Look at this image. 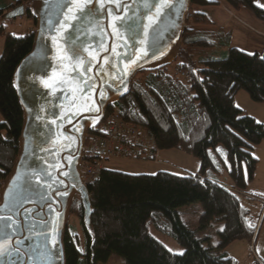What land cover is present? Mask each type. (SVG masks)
Masks as SVG:
<instances>
[{"label":"trees","instance_id":"16d2710c","mask_svg":"<svg viewBox=\"0 0 264 264\" xmlns=\"http://www.w3.org/2000/svg\"><path fill=\"white\" fill-rule=\"evenodd\" d=\"M226 1L236 10L251 11L264 22L260 4L264 0ZM191 2L175 70L171 71L169 64L138 73L131 92L110 105L106 118L117 115L143 128L153 137L158 151L179 150L195 157L200 162L199 173L131 174L104 166L89 187L94 236L83 223L81 198L73 200L71 215L83 223L86 252L80 249L82 236L68 227L67 264H99L114 253L124 257L127 264H239L222 251L238 240L257 241L258 221L242 205L240 195L247 192L254 179L259 163L254 150L264 141V124L245 114L237 106L236 96L244 90L253 101L264 103V55L231 47L229 35L192 29L194 25H214L196 8L218 3ZM20 4L22 1L0 4V21ZM27 9L36 25L30 5ZM0 36L5 38L0 58V112L4 118L0 122L1 190L17 161L24 124L14 75L33 49L35 30L17 36L6 32L0 22ZM180 71L188 77L181 76ZM222 168L228 171L229 183L221 180ZM257 199L264 201V197ZM195 203L203 209L201 230L217 222L224 224L217 243L211 237L198 238L181 217L179 209ZM151 226L175 237L184 252L167 249L152 237Z\"/></svg>","mask_w":264,"mask_h":264},{"label":"water","instance_id":"95a60500","mask_svg":"<svg viewBox=\"0 0 264 264\" xmlns=\"http://www.w3.org/2000/svg\"><path fill=\"white\" fill-rule=\"evenodd\" d=\"M34 46L14 86L24 111L18 158L0 190V219L12 218L0 264H67L73 200L90 235L93 206L81 164L89 131L126 97L135 76L177 60L191 0H31ZM98 9L87 20L81 13ZM25 4L2 20L26 16ZM130 28L132 30H130ZM83 44L79 59L72 41ZM7 206V207H5Z\"/></svg>","mask_w":264,"mask_h":264},{"label":"rangeland","instance_id":"374dc122","mask_svg":"<svg viewBox=\"0 0 264 264\" xmlns=\"http://www.w3.org/2000/svg\"><path fill=\"white\" fill-rule=\"evenodd\" d=\"M24 2L27 7L29 5V2ZM260 4L264 7V1H261ZM200 9L201 7L199 6L196 8L197 11H200ZM0 22L5 24L6 32L15 34L17 36H23L33 30H35V32L37 30V24H34L33 20L28 17V14L26 16H20L16 19L5 21L2 20ZM4 49L5 38L0 36V58L4 52ZM169 67L171 71H174L176 68L175 61L171 63ZM181 73L182 71H180V75L182 76ZM236 104L239 108L244 111L245 114H249L250 116L256 118L259 122L264 124V103H257L253 101L250 95L246 91L242 90L236 96ZM0 119V121H3L4 119L1 112ZM165 151H167L165 152L167 153L166 155L170 157H175V153H181L178 151L171 152V150ZM158 152L159 151L157 150L155 153V159L137 160L128 158H111L104 161V166L108 170L122 171L131 174H152L150 172L156 173L159 171L155 169L157 165L155 163H158V158H156ZM254 155L259 161L257 170L255 172L254 179L249 183L247 192L242 193L240 195V199L242 205L249 210L250 215L254 216L255 219L258 221V225L260 228L259 239L257 241V245L256 243L252 244L247 240H238L222 251V253H227L237 259L239 261V264H264V218L262 217V215L264 214V204L257 201V197H264V141L260 145L255 147ZM191 159L192 161H194L196 165L195 168L197 169L200 165L199 161L195 157ZM167 165L168 166L166 167V169L173 170L170 172L177 174L185 173L184 169H176V166L178 165L174 164L173 161L169 160ZM144 169H148L150 171H143ZM193 172L195 173V171ZM221 180L223 182L230 180L228 171L224 168H222ZM197 205H200L199 207H202L201 204L195 203L187 205L186 208L185 206L180 208L179 211L181 217L192 230L197 232L198 238L204 239L206 237H211L213 242L217 243V234L220 230L219 225L221 224V222L214 223L211 227L206 230H201L199 219L196 217L197 212L199 211V209L196 208ZM191 219L194 220L192 221ZM69 227L71 232L79 233L82 236V245L80 249L83 252H86V236L81 219L76 216L70 215ZM150 234L152 235V237L161 242L167 249L174 253L181 254L185 250L184 247L178 242L175 237L161 232L154 226L150 227ZM205 246H207V243H205ZM99 264H127V262L124 257L114 253L111 255L107 262H101Z\"/></svg>","mask_w":264,"mask_h":264},{"label":"crops","instance_id":"0c3cea01","mask_svg":"<svg viewBox=\"0 0 264 264\" xmlns=\"http://www.w3.org/2000/svg\"><path fill=\"white\" fill-rule=\"evenodd\" d=\"M16 1H22V4L25 3L24 0H0V4L8 6ZM209 1L217 2L218 4L213 6L201 7L200 12H204L205 14H207L214 21L215 24L194 25L192 26V29L205 33H212V34L222 33L224 36L229 35L231 47L238 48L244 52L251 54L258 52L264 55V22L263 21L257 19L256 16L247 9L236 10L226 0H209ZM172 151L181 152V153H175V157L177 160L175 159V157H170L166 155L167 153L165 152L167 151H159L157 153L156 158H158V163H155L157 164L155 169L159 170L158 172L173 171L166 169V167L168 166L167 163L170 160L173 161L174 164L178 165L176 166V169L179 168L184 169L185 173H180V174L190 175V174L199 173L200 165L198 166L197 169L195 168L196 165L194 161H192L191 159L194 158L193 156L179 150H171V152ZM143 171L149 172L150 170L144 169ZM193 171H195V173ZM150 173L155 174L154 172H150ZM226 183L229 182L227 181ZM257 201L264 204L263 200L257 199ZM199 206L200 205H197L196 207L197 209H199L196 217L200 220V217L203 213V209L202 207ZM191 220L193 221L194 219ZM219 228L220 230H222L224 228V224L221 223L219 225ZM259 235H260V229H259L257 241L259 239ZM257 241H256V245H257ZM216 242H218V240Z\"/></svg>","mask_w":264,"mask_h":264},{"label":"built area","instance_id":"2783aa9c","mask_svg":"<svg viewBox=\"0 0 264 264\" xmlns=\"http://www.w3.org/2000/svg\"><path fill=\"white\" fill-rule=\"evenodd\" d=\"M183 77H188L181 73ZM89 131L81 164L84 185L89 188L100 177L104 161L111 158L155 159L157 151L153 137L141 127L110 115Z\"/></svg>","mask_w":264,"mask_h":264},{"label":"snow or ice","instance_id":"6c2138e0","mask_svg":"<svg viewBox=\"0 0 264 264\" xmlns=\"http://www.w3.org/2000/svg\"><path fill=\"white\" fill-rule=\"evenodd\" d=\"M114 2V0H113ZM95 12H98V9H93L90 12L81 13V19L83 21H86V28H91L92 24L90 21L87 20L88 17H92L94 15ZM130 30H132L130 28ZM83 44H80L77 40H73L72 41V48H71V52L72 55L75 59H79L80 55H81V49L83 48ZM7 207V206H5ZM3 215L2 210H0V216ZM13 224V220L11 217H9L8 219H0V244L3 243L4 240H6L10 234V230H11V226Z\"/></svg>","mask_w":264,"mask_h":264}]
</instances>
